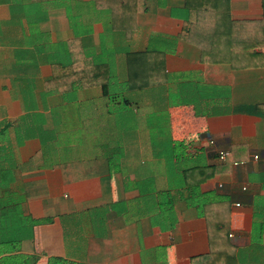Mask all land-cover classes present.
<instances>
[{
	"label": "crops",
	"instance_id": "1",
	"mask_svg": "<svg viewBox=\"0 0 264 264\" xmlns=\"http://www.w3.org/2000/svg\"><path fill=\"white\" fill-rule=\"evenodd\" d=\"M140 6L0 0V264H264V61H201L199 11Z\"/></svg>",
	"mask_w": 264,
	"mask_h": 264
},
{
	"label": "trees",
	"instance_id": "2",
	"mask_svg": "<svg viewBox=\"0 0 264 264\" xmlns=\"http://www.w3.org/2000/svg\"><path fill=\"white\" fill-rule=\"evenodd\" d=\"M95 4L110 11L114 20L124 14L128 24L138 10L141 0H94ZM185 8L199 11L200 16L184 17L183 36L200 49L201 61H264V0L263 15L259 20H234L230 18L229 0H184ZM263 107V105L261 106ZM203 214L202 209H197ZM200 264H232L226 252L194 257ZM34 260L32 259V262ZM47 264H77L64 257L52 258ZM79 264V263H78Z\"/></svg>",
	"mask_w": 264,
	"mask_h": 264
},
{
	"label": "built area",
	"instance_id": "3",
	"mask_svg": "<svg viewBox=\"0 0 264 264\" xmlns=\"http://www.w3.org/2000/svg\"><path fill=\"white\" fill-rule=\"evenodd\" d=\"M207 140H208V143H210L211 145L214 144V139H213V138L208 137ZM225 157H226V152L223 151V150H220V151L218 152V158H219L220 160H225ZM255 157H257V156H255Z\"/></svg>",
	"mask_w": 264,
	"mask_h": 264
},
{
	"label": "rangeland",
	"instance_id": "4",
	"mask_svg": "<svg viewBox=\"0 0 264 264\" xmlns=\"http://www.w3.org/2000/svg\"><path fill=\"white\" fill-rule=\"evenodd\" d=\"M15 236H18V233Z\"/></svg>",
	"mask_w": 264,
	"mask_h": 264
}]
</instances>
